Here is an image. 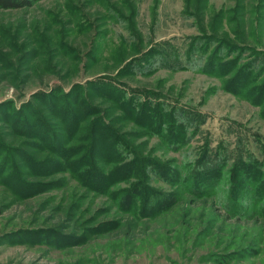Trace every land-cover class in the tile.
<instances>
[{
	"label": "rangeland",
	"instance_id": "374dc122",
	"mask_svg": "<svg viewBox=\"0 0 264 264\" xmlns=\"http://www.w3.org/2000/svg\"><path fill=\"white\" fill-rule=\"evenodd\" d=\"M191 43L210 44V54L253 75L230 82L210 54L187 62ZM262 90L264 0H39L0 9V264H264V218L229 217L213 203L220 191L183 192L163 212L136 217L84 174L113 135L91 124L98 117L123 141L115 149L129 145L170 169L196 164L203 148L214 159L241 152L264 162Z\"/></svg>",
	"mask_w": 264,
	"mask_h": 264
},
{
	"label": "trees",
	"instance_id": "16d2710c",
	"mask_svg": "<svg viewBox=\"0 0 264 264\" xmlns=\"http://www.w3.org/2000/svg\"><path fill=\"white\" fill-rule=\"evenodd\" d=\"M37 1L39 0H0V9L30 8ZM222 36L224 37L222 39L224 45L231 43L229 41V35L225 34ZM237 38L245 40L243 37ZM202 45L204 46V44ZM210 48L211 46L209 44L208 47L205 46L203 49H197L196 45L191 43L185 51V58L187 62H193L199 58L198 56H207L210 54ZM218 53L216 49H213L210 54V62L213 68H217L225 75L232 74L230 82L242 80L244 74L249 75L247 79L249 81L253 73L250 74L245 69L247 65L238 68L232 60L223 61L225 59H220ZM164 54H166L165 51ZM261 75L262 72L260 71L254 81H258ZM241 84L244 85L245 82ZM119 93V91H110L108 96L111 102L114 103V108L125 111L124 101H122L121 95L117 97ZM262 94L257 95V97L261 96L260 100L257 99L259 106L264 103V90H262ZM100 112L90 113L88 116H94V114L100 116ZM128 113L133 114V111H129ZM262 114L264 117V112ZM86 118L87 121L90 120V117ZM164 118L166 116L162 117V119ZM82 120L80 119L79 121L82 122ZM98 120L105 126L103 138L105 139L109 136L108 134L113 135L107 138L111 141H105L106 149L104 151L100 150L97 153V161L94 163V157L84 174L88 178L95 176L96 184H92L95 190L99 185H102L103 192H106L108 196L112 197V201L115 204L119 198L121 201L118 207L125 208L123 211L131 213L136 217H150L153 216L151 214L156 213L155 211L159 212L170 208L169 206L174 203L175 198L185 194L183 192H191L192 194L209 197L213 196L218 190L222 194L215 197L213 203L216 206H220L229 217L245 218L247 220L258 216L264 218V162L261 160L254 159L251 161L250 159L248 161L241 152L234 161H230L231 157L229 154L221 153L214 159L209 149L203 148L200 151L203 152H199L200 156L202 155V159H199L196 164H173V167L170 169L172 164L167 168L160 160L146 159L144 161L140 156V151L137 148H131L129 145L123 146L122 151L115 149L117 144L123 141L116 134L112 133V130L108 126L110 123H106L104 117L93 119L91 124L93 123L95 125V122ZM187 125L177 127V131L174 133L176 134V140L182 138L181 131ZM95 141H98L96 137ZM106 152H109L107 158L102 159ZM142 161L144 163L141 165ZM186 171L189 172L185 173ZM146 181L147 183L145 184ZM161 181L172 186V189H160L152 186V183ZM158 197L161 200L158 201L156 208L149 210L150 200L152 201L153 199L155 202ZM244 200L247 201L243 202Z\"/></svg>",
	"mask_w": 264,
	"mask_h": 264
}]
</instances>
